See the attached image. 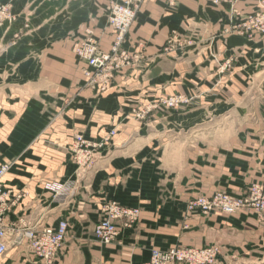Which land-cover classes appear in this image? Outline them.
Wrapping results in <instances>:
<instances>
[{"label": "crops", "instance_id": "0c3cea01", "mask_svg": "<svg viewBox=\"0 0 264 264\" xmlns=\"http://www.w3.org/2000/svg\"><path fill=\"white\" fill-rule=\"evenodd\" d=\"M114 1L0 0L14 15L0 27V165H9L2 182L13 201L4 221L16 230L0 264H47L14 236L61 220L66 238L51 264H143L153 248L177 245H218L219 264L260 257L264 215L184 213L199 194L264 183V33L240 27L263 5L144 0L124 43L140 59L102 88L88 83L72 47L91 33L110 48ZM177 95L187 101L162 104ZM113 129L78 169L73 135L99 140ZM107 200L140 214L104 244L94 225Z\"/></svg>", "mask_w": 264, "mask_h": 264}, {"label": "built area", "instance_id": "2783aa9c", "mask_svg": "<svg viewBox=\"0 0 264 264\" xmlns=\"http://www.w3.org/2000/svg\"><path fill=\"white\" fill-rule=\"evenodd\" d=\"M144 0H117L114 1L107 14L108 25L114 30L115 37L108 50H103L99 46L96 36L89 33L87 37L73 44V52L79 59L86 61V66L82 68L88 83L91 85L100 84L105 88L116 71L125 66L134 65L139 61L138 55H131L124 47L126 35L136 19ZM263 8L248 13L240 27L246 32L258 31L264 33V0H260ZM14 15L11 11V4L0 3V27L5 22L12 21ZM175 36L168 39L169 47L175 43ZM187 101L183 95L171 96L162 99V104L166 107H178ZM144 112L138 113V116ZM115 130H110L107 135L99 140L88 139L80 133L73 135L70 152L72 161L79 168L90 165L99 151L111 140ZM9 165H0V255L5 253L8 247V236L16 230L10 228L4 221V215L9 210L13 201L8 199L9 191L4 188L2 177L8 170ZM51 188L58 192L65 193L67 189L62 184L55 183ZM66 190V191H65ZM192 204L201 205L205 209H213L216 205H221L226 211H234L241 206L248 204L257 210H264V188L260 187L249 197H229L219 196L212 200L197 198ZM101 217L94 227V236L104 244L111 243L118 234V227H131L135 224L140 209L122 205L115 200H107L101 206ZM67 221L61 220L55 226L42 228H28L22 233L14 236V241L18 244H25L31 254L51 264L64 243L67 233ZM212 250L169 247L168 249H152L150 257L143 264H169L172 262L189 261L193 264L203 263L201 259Z\"/></svg>", "mask_w": 264, "mask_h": 264}, {"label": "rangeland", "instance_id": "374dc122", "mask_svg": "<svg viewBox=\"0 0 264 264\" xmlns=\"http://www.w3.org/2000/svg\"><path fill=\"white\" fill-rule=\"evenodd\" d=\"M185 97V96H184ZM186 98V97H185ZM263 187L264 188V183L260 182V181H254L252 183H250V185L244 190V192L241 195H234L231 194L229 192H227L226 190H217L215 191L213 194L211 195H204V194H199L191 199H189L187 201L186 204V208H185V213H184V218L190 217L192 215L198 214L202 217H208L213 213H222L225 215H232V214H236V213H240V212H251V213H256L257 215H264V210H257L254 207L245 204L243 206H241L240 208L234 210V211H226L221 205H216L213 209H205L203 208L201 205L197 206L196 204H192V201H194L197 198H205L207 200H212L215 197H219V196H229V197H249L254 191H256L258 188ZM139 208V207H138ZM139 218V216H138ZM137 218V220H138ZM136 220V222H137ZM135 222V223H136ZM96 225V224H95ZM94 225V227H95ZM134 224L131 226L133 227ZM124 227V226H122ZM171 247H187V248H198V249H205V250H212V252L210 251L209 254H207L205 257H203L201 259V261H203V263L200 264H219V254H220V248L218 245L215 244H211V245H204V246H200V247H188V246H171ZM169 248V247H168ZM168 248H164V249H168ZM153 249H162L163 248H153ZM232 261H230V264H264V253L263 255H261L260 257L255 258H247V259H231ZM193 264L190 263L189 261H180V262H172L169 264Z\"/></svg>", "mask_w": 264, "mask_h": 264}]
</instances>
